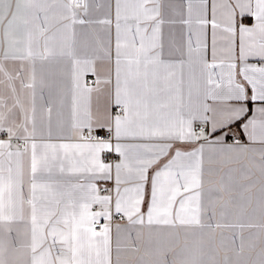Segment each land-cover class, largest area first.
<instances>
[{
	"label": "snow or ice",
	"instance_id": "1",
	"mask_svg": "<svg viewBox=\"0 0 264 264\" xmlns=\"http://www.w3.org/2000/svg\"><path fill=\"white\" fill-rule=\"evenodd\" d=\"M0 264H264V0H0Z\"/></svg>",
	"mask_w": 264,
	"mask_h": 264
}]
</instances>
